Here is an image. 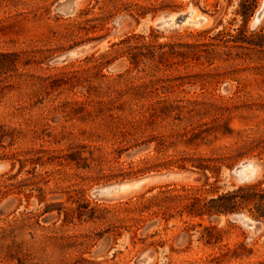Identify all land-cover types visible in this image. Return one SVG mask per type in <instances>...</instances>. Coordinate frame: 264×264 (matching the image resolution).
<instances>
[{"label":"rangeland","instance_id":"374dc122","mask_svg":"<svg viewBox=\"0 0 264 264\" xmlns=\"http://www.w3.org/2000/svg\"><path fill=\"white\" fill-rule=\"evenodd\" d=\"M58 1L0 0V264H264V228L253 235L234 213L189 217L177 200L139 216L124 204L204 183L226 192L239 186L226 172L242 161L260 165L246 184L264 192V51L179 46L264 31V15L253 25L263 0H81L71 16ZM190 7L207 22L169 31L152 22ZM130 33L154 45L136 68L112 60L111 44ZM91 42L83 56L51 62ZM169 171L191 178L111 202L90 195ZM242 207L264 226L257 204Z\"/></svg>","mask_w":264,"mask_h":264},{"label":"trees","instance_id":"16d2710c","mask_svg":"<svg viewBox=\"0 0 264 264\" xmlns=\"http://www.w3.org/2000/svg\"><path fill=\"white\" fill-rule=\"evenodd\" d=\"M211 30L212 29L204 31L203 35H207ZM251 33V35L246 36L244 32L240 31L238 35H230L227 32L220 30L216 35L208 36L209 41L207 43H180L179 46L189 49L201 48L202 46L207 47L210 45H217L213 44L212 42L217 41L221 42V44L224 46H226L228 43H231L233 47H240L242 49L253 48L264 51V31L262 29L258 31L252 30ZM153 34L154 31H150V35L153 36ZM139 40H143V42H139ZM144 40H146V37L143 35L130 33L125 35L118 42L112 43L111 54L114 55L112 60L125 56L130 60V63L133 67H138L140 63L148 59L149 55L147 53H151L150 56L153 55L151 47L154 45H150L149 42H144ZM168 46L172 47L173 45L168 44ZM157 47L162 50L165 47V44H159ZM143 50H146V52H143ZM158 53L163 54L162 51H159ZM179 53L181 55L186 54V52ZM104 58V54L98 57L96 62L97 67H102L104 65ZM68 159L73 160L72 158ZM193 167L203 172L210 171V168L206 166L200 165ZM206 185L207 184L204 183L200 187H181L179 189L180 193L175 194H173L175 191L173 189H160L157 195L152 196L149 199H144V195L141 194L133 202H125L124 204L131 206L128 208L129 212L137 213L139 216H143L145 213L149 212L153 206H160L157 203L158 201L176 202L177 200H181L185 202L183 208L189 217H212L219 215L227 216L242 210L244 203L253 202V204H257L256 212H253V216L256 218H264V192L258 193V191H256L257 186H259L258 184L239 185L222 193H219L218 189L213 188V185L209 188H205ZM202 192L212 193V196L208 201H203L198 196V194Z\"/></svg>","mask_w":264,"mask_h":264},{"label":"water","instance_id":"95a60500","mask_svg":"<svg viewBox=\"0 0 264 264\" xmlns=\"http://www.w3.org/2000/svg\"><path fill=\"white\" fill-rule=\"evenodd\" d=\"M81 0H61L58 1L54 9L57 13L63 16L73 15ZM264 15V0L261 7L257 10L253 25H257ZM207 17L199 14L194 8H189L187 12L171 14L164 13L160 14L153 19V24L156 28L161 31H169L171 29H177L182 27H200L207 22ZM118 22L123 26L127 25L124 18H119ZM97 43L91 42L76 46L63 54L53 58L52 63H65L71 59L78 58L88 53L90 50L94 49ZM4 164H0V171L4 169ZM261 170L259 164L252 161H242L234 167L230 168L226 172V177L230 179L234 184L242 185L254 181ZM191 178V174L187 172H164L158 174L146 175L144 177L118 181L103 185L101 187L95 188L90 192V195L94 199L101 201L111 202L119 199H125L133 194L145 191L150 187L166 183V182H180L186 181ZM12 204V201H8L1 207L2 210L7 209ZM234 222H239L243 226L250 228L253 231V235H257L262 232L264 226L258 221L249 218L242 212H236L231 215L230 218ZM152 253H145L140 259L141 263H147L152 260Z\"/></svg>","mask_w":264,"mask_h":264}]
</instances>
